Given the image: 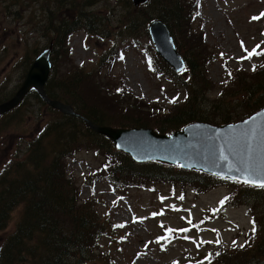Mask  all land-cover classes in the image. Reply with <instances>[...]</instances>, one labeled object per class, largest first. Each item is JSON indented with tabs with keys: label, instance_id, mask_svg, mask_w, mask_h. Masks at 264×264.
<instances>
[{
	"label": "rangeland",
	"instance_id": "obj_1",
	"mask_svg": "<svg viewBox=\"0 0 264 264\" xmlns=\"http://www.w3.org/2000/svg\"><path fill=\"white\" fill-rule=\"evenodd\" d=\"M30 1V5H24L21 9V15L14 16L7 15L8 8L11 7L14 12L17 4L26 3V0H16L17 4H12V0H0V104L11 98L20 87L28 62L35 58V48L41 51L48 47V36L31 32L35 26V16L38 19L42 17V0ZM107 1L104 4L97 2L82 14L94 16L90 23L100 28L101 37L91 36L80 29L69 40L70 61L77 67L87 71L97 70L101 57L107 58L95 78L99 88L91 93L94 101H89V107L95 113L104 112L114 106L107 103L108 100L115 101V109L111 113L126 115V105L121 106L116 103L118 100L111 98L115 89L124 88L134 97L172 111L174 105L182 103L184 89L175 85L174 79L163 78L148 67L147 56H151V53L143 50L144 47L148 51L153 50L144 29L148 18L144 19L143 26L139 25L128 35L123 25L126 22L127 3ZM64 3L67 6L66 0ZM188 3L189 7L193 5L189 31L179 27L176 29V24L173 33L169 29L175 46L185 59L190 56L191 50H195L200 52V60L206 62L204 73L213 89L207 95V100L212 108L224 101L227 105L220 106V114L228 115L233 109L241 110L238 105L245 95L240 86L232 82L231 72L243 71L247 77L243 79L242 86L256 87L257 81L251 77V73L255 72L253 68L256 70L264 65V15H261L264 13V0H188ZM104 6H109L111 13L118 16L108 15ZM155 13L145 11L147 16ZM61 14L67 16V20H73L74 15L67 8ZM253 17L258 19L253 20ZM135 42L137 47H134ZM118 49L121 52L120 60L115 59ZM253 50L256 54L245 59ZM64 61L65 58L55 60L57 69L62 73L69 69ZM178 77L180 81L187 79L184 72ZM172 100H175L174 105L170 102ZM251 102L252 99L247 108ZM50 110L46 104L27 98L18 109L0 118V176L8 172L13 163L26 157L29 144L42 128L59 123L57 119L62 113ZM150 115L149 111L145 117L151 119ZM99 117H103L102 113ZM105 117L111 121V116ZM111 122L113 124V120ZM103 145L91 148L83 146L86 150H80L72 158L67 157L65 162L67 175L75 184L79 199L91 203L99 220L116 226L112 239L102 238V247H99V250L108 252L110 264L197 263L214 249L217 241L225 249L237 248L234 252L227 251L222 262L214 260L212 264H232L237 261L241 251L257 245L260 240L258 236L256 239L249 238L254 235L253 225L257 226L250 208L261 219L259 211L264 208L262 194L240 190L239 200L214 215L213 208L220 199L232 193L233 188L227 184L199 194L183 186L163 183L146 184L140 189L112 187L106 178L108 173L103 169L108 160L106 153L109 152ZM181 195L183 199H180ZM19 217L20 208L12 212L6 229L0 233V246L14 231ZM202 224L204 226H200ZM244 242L249 249L239 250ZM103 263V259L96 258L90 264Z\"/></svg>",
	"mask_w": 264,
	"mask_h": 264
},
{
	"label": "trees",
	"instance_id": "obj_2",
	"mask_svg": "<svg viewBox=\"0 0 264 264\" xmlns=\"http://www.w3.org/2000/svg\"><path fill=\"white\" fill-rule=\"evenodd\" d=\"M66 1L67 6L65 0H42V17L38 19L39 17L35 16V26L31 32L48 36V46L52 45L51 72L44 86L46 96L50 100H57L70 106L75 114L90 123L128 129L149 128L160 134H170L193 122L215 126L236 123L264 107V65L251 73V77L257 81L254 88L251 85L242 86L243 79L247 77L246 73L241 70L231 72L232 82L240 86L239 89L245 96L238 105L241 110L233 109L230 114L222 115L218 111L221 105H227L226 102L222 101L215 108L208 104L207 95L213 89L206 79L203 69L206 62L200 60L198 54L200 52L191 50L190 56L186 59L187 79L180 81L178 74L170 71L153 50H149L151 67H154L156 73L170 81L174 79L173 83L184 89L182 103L174 105V102L172 111L168 112L167 108L147 103L142 98L131 95L127 89L118 88L111 93V98L118 100L116 103L121 106L126 105V115L111 113L115 109V101L110 100L107 103L114 105L112 109L95 113L88 103L94 101L91 93L99 88L95 78L107 58L101 57L97 70L87 71L71 63L68 46L70 37L76 30L81 29L91 36L101 37L100 28L90 23L94 16L91 14L88 17L82 14L85 13L86 8H91L97 2L104 4L108 1ZM122 1L127 3L126 9L128 7L125 13L126 22L123 24L124 31L128 35H131L139 25L143 26L145 18H148L145 30L148 22L157 19L164 22L171 32L174 24L176 29L179 27L186 32L189 31L193 5L189 7L188 0H149L146 5L138 8H133L129 0H118V2ZM15 2L16 0H12V4H17ZM30 4V0L17 4V10L14 12L9 7L7 15H21L24 5ZM65 8L74 15L73 20H67L68 17L61 14ZM104 8L108 15L118 16L117 13H111L109 6ZM145 11L156 13L147 16ZM144 14L145 17H142ZM39 22L41 23L38 24ZM104 25L103 30H105ZM149 46L151 47L150 44ZM38 52H40L38 48H35L34 57ZM56 58L66 59L63 62L69 67L66 72L62 73V70L57 69ZM32 61L33 59L28 62L27 70ZM27 98H33L36 102L45 105L35 91H31L25 100ZM250 99L252 102L247 108ZM230 103L233 104L232 100ZM149 111L151 119L145 117ZM100 113L103 117H99ZM105 115L112 117L113 124L105 119ZM57 120L59 123L42 128L38 136L29 144L26 157L13 163L10 170L0 176V232L6 229L12 212L20 208V217L14 231L0 246V264H90L96 258L103 259V264L111 263L108 252L99 250L101 245L99 242L104 237L111 240L116 226L111 222L99 220L91 203L79 199L75 184L67 175L65 159L76 156L80 150H86L83 146L91 148L104 144L103 148L111 153H106L108 160L103 169L108 173L106 178L112 187L140 189L146 184L163 183L183 186L199 194L227 184L233 188L232 193L221 200L223 204L220 201L219 207L233 205L240 199L238 197L240 190L254 191L264 196L262 188L225 181L203 173L183 171L178 167L159 163L136 164L127 155L117 151L107 139L93 133L79 118L60 114ZM214 212L216 210H213V214ZM250 212L255 217L257 226L254 235L249 238L256 239L258 236L260 240L252 249L241 251L237 255V261L232 264H263L264 208L259 211L261 219L254 215L256 212L254 209L250 208ZM246 242L238 249H249ZM213 248L208 255H203V260L188 264H212L214 260L221 261L227 251L236 250V248L225 249L220 243L213 245Z\"/></svg>",
	"mask_w": 264,
	"mask_h": 264
},
{
	"label": "water",
	"instance_id": "obj_3",
	"mask_svg": "<svg viewBox=\"0 0 264 264\" xmlns=\"http://www.w3.org/2000/svg\"><path fill=\"white\" fill-rule=\"evenodd\" d=\"M147 1L131 0L135 7ZM148 32L157 54L175 72L182 70L184 64L166 25L154 21ZM50 52L51 47L35 58L17 92L0 104V116L14 109L30 90H34L49 107L82 119L94 133L107 138L117 151L137 164L161 163L234 181L264 180V108L235 124L213 126L195 122L170 135L148 128L95 126L74 114L69 106L46 97L44 85L51 68ZM246 168L253 169L255 174L249 176Z\"/></svg>",
	"mask_w": 264,
	"mask_h": 264
},
{
	"label": "snow or ice",
	"instance_id": "obj_4",
	"mask_svg": "<svg viewBox=\"0 0 264 264\" xmlns=\"http://www.w3.org/2000/svg\"><path fill=\"white\" fill-rule=\"evenodd\" d=\"M261 15H264V13H262ZM252 19L253 20L258 19V17H253ZM254 54H256L255 50H253L252 52H249L248 55L246 57H244V58L245 59L251 58V56L254 55ZM253 70H255V68H253ZM170 102L174 103L175 100H172ZM245 123H247V122H245ZM236 170H238V169H236ZM245 171L249 174V176L255 174L254 170L251 169V168H246ZM237 182H242L244 184H251L254 187H258V188L264 189V180L257 181V180L243 179L242 181H237ZM180 199H183V195L180 196ZM225 199H227V198H225ZM221 204H223V201H221ZM118 227H123V225H118ZM253 232H255V226L254 225H253ZM217 243H219V241H217ZM217 255H219V253H217Z\"/></svg>",
	"mask_w": 264,
	"mask_h": 264
},
{
	"label": "bare ground",
	"instance_id": "obj_5",
	"mask_svg": "<svg viewBox=\"0 0 264 264\" xmlns=\"http://www.w3.org/2000/svg\"><path fill=\"white\" fill-rule=\"evenodd\" d=\"M41 100L43 101V99L41 98ZM21 104H22V101L14 108V109H12L10 112H8V113H6V114H4V115H2V116H0L1 118L2 117H4V116H6L7 114H9V113H11V112H13L14 110H16V109H18L20 106H21ZM66 105V104H65ZM68 106V105H67ZM70 107V106H69ZM71 108V107H70ZM72 109V108H71ZM73 111V110H72ZM70 116H72V115H70ZM80 116V115H79ZM80 117H82V116H80ZM83 118V117H82ZM84 120H86L85 118H83ZM82 120V119H81ZM83 121V120H82ZM87 121V120H86ZM89 122V121H88Z\"/></svg>",
	"mask_w": 264,
	"mask_h": 264
},
{
	"label": "flooded vegetation",
	"instance_id": "obj_6",
	"mask_svg": "<svg viewBox=\"0 0 264 264\" xmlns=\"http://www.w3.org/2000/svg\"><path fill=\"white\" fill-rule=\"evenodd\" d=\"M0 10H1V6H0Z\"/></svg>",
	"mask_w": 264,
	"mask_h": 264
}]
</instances>
